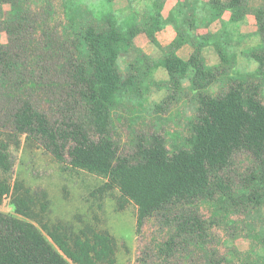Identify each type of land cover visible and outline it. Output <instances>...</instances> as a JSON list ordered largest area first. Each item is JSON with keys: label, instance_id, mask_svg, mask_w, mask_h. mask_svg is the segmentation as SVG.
I'll list each match as a JSON object with an SVG mask.
<instances>
[{"label": "trees", "instance_id": "trees-1", "mask_svg": "<svg viewBox=\"0 0 264 264\" xmlns=\"http://www.w3.org/2000/svg\"><path fill=\"white\" fill-rule=\"evenodd\" d=\"M118 1L0 0V207L10 196L16 213L0 211V264L116 263L109 232L43 224L35 209L45 212L46 195L12 184V149L20 150L23 137L59 163L105 179L101 193L117 190L121 209L136 206L137 232L159 219L167 229L153 246L160 256L170 258L184 244L198 264H264V8L249 0H175L165 16L168 0H122L120 7ZM247 15L257 21L253 34L239 32ZM167 26L177 36L163 47L157 34ZM4 32L8 44L1 42ZM141 34L160 58L137 47ZM253 38L258 44L240 50ZM185 45L193 49L187 60L178 55ZM131 51L136 58L122 70L119 57ZM240 57L257 68L238 69ZM49 64L60 71L59 84L39 76ZM159 70L165 81L156 78ZM48 85L56 89L48 93ZM162 88L171 94L152 104L154 112L182 99L194 103L190 135L134 132L132 150L121 152L116 125H138L149 96ZM44 105L56 108L50 113ZM240 155L248 165L232 176ZM216 225L224 239L214 234Z\"/></svg>", "mask_w": 264, "mask_h": 264}, {"label": "rangeland", "instance_id": "rangeland-1", "mask_svg": "<svg viewBox=\"0 0 264 264\" xmlns=\"http://www.w3.org/2000/svg\"><path fill=\"white\" fill-rule=\"evenodd\" d=\"M117 5L120 7L122 0H119ZM10 11L11 6L5 5L4 12L6 16H9ZM249 27L251 28L250 24ZM239 32L241 33V28ZM1 42L3 44L9 43V38L5 32L2 33ZM256 44H258V38L247 40L241 44L240 50L243 47L255 46ZM146 53L154 59H158L162 55L161 51L151 44L148 45ZM132 55L135 56V54ZM133 56L131 57L133 58ZM207 58L210 64L218 62L217 56L211 52L207 55ZM130 59V56L126 57L124 62L121 63L122 67H125ZM47 67L50 71L48 73L43 72L45 74L41 73L39 76L44 78L46 83L53 81L59 84L62 81L60 71H57L52 64ZM256 68L257 64L246 60L244 62V59L240 57L238 69L254 71ZM156 78L165 81L167 74L165 71L159 70ZM52 86L48 85V88H46L48 93L51 92L49 88L56 89ZM212 88L214 91L219 92L222 87L221 84H217ZM170 94L166 88H162L149 96L150 102L146 107L148 112L143 114L144 120L140 121L138 125L132 126L130 122L127 123L125 120L116 125L115 137L119 140L121 152L127 154L132 150L135 139L134 132L150 135L154 132L163 133L166 129L170 134L179 135L182 138L190 135V124L195 115L193 102L184 104L182 99L178 105L171 106L170 104L166 111H153L152 104L161 103ZM261 99L264 102V83ZM150 105L151 107H149ZM55 108L44 105V110L50 113H53ZM122 112L124 116L127 115L124 111ZM3 130L6 133L12 132V129L8 126L3 127ZM130 131H133V133ZM25 139V137L22 138L20 150H16L14 147L12 149L15 157L12 184L14 182L22 183L37 197L46 195L48 207L45 212H42L40 205L35 209L40 214L43 224L50 227L60 224L75 233L88 228L109 232L117 242L115 264H143V260L147 264H198L197 256L194 254L189 256L192 248H188L184 244L179 246L177 252H174V256L170 258L165 255L160 256L157 248L153 249V246L160 241L161 235L165 234L167 229L162 228L159 219L148 221L141 231L137 232L136 206L128 203L121 209L120 193L117 190L111 193H101L100 189L106 182L105 179L83 170L70 168L68 164H61L43 147L38 146L36 143L27 142ZM168 140L180 144L177 139L173 140L168 137ZM237 160L236 166L230 172L232 176L238 172V166L245 167L243 164L248 165L249 162L246 155H240ZM40 199L43 202V199ZM0 211L5 214H16L12 197L9 196L4 200ZM202 212L204 216L210 214L207 213V209H203ZM32 222L36 223L35 221ZM36 225L41 227L39 223H36ZM213 232L217 237L225 238L223 227L216 225ZM237 245L242 251L248 248V243L243 238L237 241Z\"/></svg>", "mask_w": 264, "mask_h": 264}, {"label": "crops", "instance_id": "crops-1", "mask_svg": "<svg viewBox=\"0 0 264 264\" xmlns=\"http://www.w3.org/2000/svg\"><path fill=\"white\" fill-rule=\"evenodd\" d=\"M203 1H208V0H203ZM176 5V1L175 0H168L167 4H166V8L164 11V15L167 16L169 14V12L174 8V6ZM249 6L252 8H264V0H249ZM231 18V13L230 12H226L223 16V19L225 21H229ZM198 26H199V22L197 21ZM249 24L251 25V28L249 27ZM257 31V21L256 18L253 15H247L245 22L241 25V33L242 34H253ZM198 33L201 35H204L207 33L206 29L200 28L198 30ZM177 34L175 29L172 26H167L164 30H162L161 32H159L157 34V39L159 41V43L161 44V46L166 47L168 45H170L176 38ZM136 45L137 47L143 49L146 51L148 45L150 44L149 40L147 39V37L144 34L139 35L136 38ZM181 53V55H180ZM193 53V49L188 46L185 45L183 46L179 52L178 55L184 59L187 60L191 54ZM132 54H135V56H133ZM182 54H184V56H182ZM130 56V62L125 64V67H122L121 63L122 61L124 62V59H126V57ZM133 56V58L131 57ZM136 58V53L131 51L128 53H124L122 55H120L119 57V66L122 70L127 69V67L129 66V64Z\"/></svg>", "mask_w": 264, "mask_h": 264}]
</instances>
